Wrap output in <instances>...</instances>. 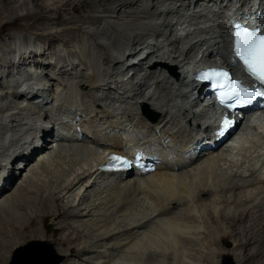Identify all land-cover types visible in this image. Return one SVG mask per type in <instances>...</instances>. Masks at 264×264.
<instances>
[{
  "label": "bare ground",
  "instance_id": "bare-ground-1",
  "mask_svg": "<svg viewBox=\"0 0 264 264\" xmlns=\"http://www.w3.org/2000/svg\"><path fill=\"white\" fill-rule=\"evenodd\" d=\"M85 4L95 16L55 30ZM30 5L37 40L54 36L71 52L0 42V264L34 240L77 254L70 264H183L199 232L186 218L202 195L215 206L219 191L223 216L254 210L264 241V110L248 111L236 140L207 151L217 115L192 77L235 67L229 22L264 26V0H0V31ZM135 150L158 161L155 172L98 170L110 153ZM49 221L63 232L49 236Z\"/></svg>",
  "mask_w": 264,
  "mask_h": 264
},
{
  "label": "rangeland",
  "instance_id": "rangeland-1",
  "mask_svg": "<svg viewBox=\"0 0 264 264\" xmlns=\"http://www.w3.org/2000/svg\"><path fill=\"white\" fill-rule=\"evenodd\" d=\"M29 7L30 8L28 9L21 8L10 15L9 20L11 22L16 18L20 19L15 23H10L4 26L3 31H0V42L2 41V43H4V41H7L9 39H15L17 41H23L27 39L36 41L40 46H45L46 49H48V56H53L59 50H62V54H70L71 49L68 50L70 46H64L60 41L54 42V45L50 43V40L55 38L54 36L48 38H40L39 40H37V35L34 29H40L42 28V25H40L39 22L24 18L26 14L32 13L34 11L32 5H30ZM95 15V9L90 10V8H88V6L85 4L84 9H81L80 13H74L73 10H70L62 19H59L52 23L54 24L53 26L55 27V30H59L60 28L65 27L70 20L77 21L81 18L85 20L87 18H92ZM51 16L55 17L56 14L53 13L51 14ZM45 20L43 22L44 25ZM76 34L78 35V37L79 35H82L80 31L76 32ZM73 43L75 42L73 41ZM1 53L2 51H0V54ZM38 58H36L37 61L40 59L41 61L43 60L40 57ZM13 61L18 64L19 59L15 58ZM34 63V60L33 62L31 61L32 67ZM25 68L27 67H23L22 70L25 71ZM144 112H147L152 117L156 115V113H154V111H152L150 108H145ZM217 193H215V195L213 194V196L216 198L215 206L209 204L208 196L202 195L201 198L203 200L202 202L197 204V206H195L196 209L193 206L192 208L190 207L191 211L192 209H195V212L194 214H192V216L190 215V219L187 217L186 220L189 221L190 225L194 229L196 228L195 230L199 232L197 233L196 237H194V241L191 240L190 245H186L188 249H186V252L184 254L185 258L181 262L183 264H224V259L230 257L233 260L234 264H264V241L261 239V237H259V228L261 226H259V224H255L254 221L255 211L250 210V216L248 215L247 218H241V216H239L240 213H237V215L235 213H232L226 219L223 216L222 210L226 209L228 199H226L222 195V193H220V191L218 193L220 194V196H217ZM206 202L208 204H206ZM218 207L220 208L218 209ZM186 209L189 210V208ZM186 209L184 211L185 214L187 213ZM64 216L65 215H63L62 218ZM186 216L187 215H184V217ZM58 223L60 222L53 223L49 221L47 223L49 236H54L57 232H63L58 228L60 227V224L58 225ZM124 224L125 225L119 223V225L121 226H126L127 223ZM32 227H34L33 229H35V224H33ZM39 227L42 230L46 229V227L42 224H40ZM201 229L203 230L201 231ZM50 240L52 239L50 238ZM33 242H37V244L30 246ZM28 246L30 247L27 248ZM24 248H27V250H25ZM37 251L41 253V256L37 258V261L34 264H56L57 262H59V264H70L72 262L71 260L73 259L79 260V256L77 254H74L76 255V257L74 255L65 256L60 254L56 242L34 240L25 243L21 249L16 250L11 257L9 264H12L16 255L17 257L15 258V264H27V258L29 256L31 257V255ZM242 254H245V258L244 260L239 261V259L242 258ZM61 258H63V260H61ZM137 260H127L125 263L153 264V262L149 261L148 259L147 260L149 262H147L145 259L143 260L142 258H138ZM155 263L156 262H154V264ZM172 263L173 259L171 257H168L166 260V264Z\"/></svg>",
  "mask_w": 264,
  "mask_h": 264
},
{
  "label": "snow or ice",
  "instance_id": "snow-or-ice-1",
  "mask_svg": "<svg viewBox=\"0 0 264 264\" xmlns=\"http://www.w3.org/2000/svg\"><path fill=\"white\" fill-rule=\"evenodd\" d=\"M233 33V52L244 71L254 82L247 86L244 81L234 78L224 70L212 69L204 74V78L214 80L218 89L219 102L228 109L235 111L237 107L244 108L258 98H264V30L251 29L241 24L235 25ZM257 84L260 87H257ZM231 121L224 119L222 128L228 129ZM223 131L220 135H223ZM133 165L125 157L113 155L109 158L108 170L119 171Z\"/></svg>",
  "mask_w": 264,
  "mask_h": 264
},
{
  "label": "water",
  "instance_id": "water-1",
  "mask_svg": "<svg viewBox=\"0 0 264 264\" xmlns=\"http://www.w3.org/2000/svg\"><path fill=\"white\" fill-rule=\"evenodd\" d=\"M157 118H158V114H156V115L154 116V120H156ZM38 243H39V242H38ZM34 244H37V242H33L30 246H32V245H34ZM30 246H28L27 248H29ZM27 248H24V249L27 250ZM24 249H23V250H24ZM20 251H21V250H20ZM20 251H19V252H20ZM17 254H18V253H17ZM40 256H41V253H39V251L33 253V254L31 255V257L29 256V257L27 258V264H34V263H36L37 258L40 257ZM16 257H17V255L15 256V258H16ZM15 258H14L12 264H15ZM61 260H63V258H61ZM223 263H224V264H234V263H233V260H232L230 257L225 258ZM56 264H59V262H57Z\"/></svg>",
  "mask_w": 264,
  "mask_h": 264
}]
</instances>
